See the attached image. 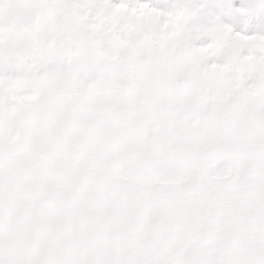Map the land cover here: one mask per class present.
<instances>
[{
	"label": "snow or ice",
	"instance_id": "1",
	"mask_svg": "<svg viewBox=\"0 0 264 264\" xmlns=\"http://www.w3.org/2000/svg\"><path fill=\"white\" fill-rule=\"evenodd\" d=\"M0 264H264V0H0Z\"/></svg>",
	"mask_w": 264,
	"mask_h": 264
}]
</instances>
